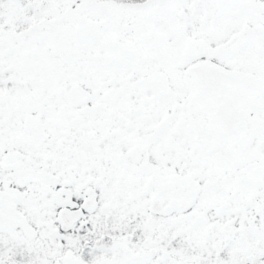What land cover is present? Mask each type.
Listing matches in <instances>:
<instances>
[{"label":"snow or ice","instance_id":"1","mask_svg":"<svg viewBox=\"0 0 264 264\" xmlns=\"http://www.w3.org/2000/svg\"><path fill=\"white\" fill-rule=\"evenodd\" d=\"M0 264H264V0H0Z\"/></svg>","mask_w":264,"mask_h":264}]
</instances>
